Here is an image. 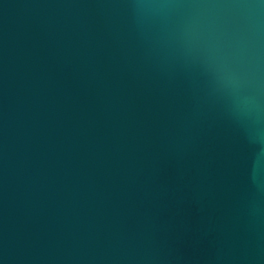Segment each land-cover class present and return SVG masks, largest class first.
Here are the masks:
<instances>
[{
    "label": "water",
    "instance_id": "water-1",
    "mask_svg": "<svg viewBox=\"0 0 264 264\" xmlns=\"http://www.w3.org/2000/svg\"><path fill=\"white\" fill-rule=\"evenodd\" d=\"M0 264H264V0H0Z\"/></svg>",
    "mask_w": 264,
    "mask_h": 264
}]
</instances>
